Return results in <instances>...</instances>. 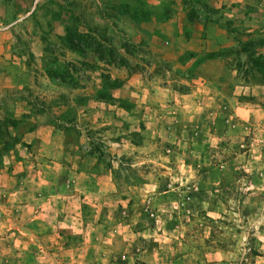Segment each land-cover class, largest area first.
<instances>
[{"label": "rangeland", "instance_id": "374dc122", "mask_svg": "<svg viewBox=\"0 0 264 264\" xmlns=\"http://www.w3.org/2000/svg\"><path fill=\"white\" fill-rule=\"evenodd\" d=\"M215 3L0 0V264H143L123 244L147 232L136 247L164 248L155 264H264V162L246 140L209 146L225 173L195 197L200 134L174 106L218 54L242 76L264 65V38ZM208 24L235 46L203 49Z\"/></svg>", "mask_w": 264, "mask_h": 264}, {"label": "crops", "instance_id": "0c3cea01", "mask_svg": "<svg viewBox=\"0 0 264 264\" xmlns=\"http://www.w3.org/2000/svg\"><path fill=\"white\" fill-rule=\"evenodd\" d=\"M201 1L214 3L219 1L220 4L225 5L223 11H228L225 15L234 17V19L232 18L234 21L232 28H242L246 32L253 33L256 37L264 38V20L254 18L264 17V0H248V4H250L248 8L252 9L248 13L245 10L246 0ZM233 2L240 3L241 6L232 8ZM237 16H241V19H235ZM177 27L180 25L177 24ZM177 27L175 21L170 20L161 28L163 31L171 29L172 32H177ZM203 32L204 40L199 42L202 44L201 47L207 51L219 52L227 47L235 46L232 35L225 29L208 24L204 27ZM260 45L263 59L264 44ZM189 50L196 52L192 46ZM215 59V68L199 73L194 78V85L191 89L174 96V106H179V119L183 122V126L189 129L198 128L200 134L201 143L199 142L196 147H193L197 149L193 154L197 155L199 159L197 161L194 159L193 162L197 164H192L197 166L195 167L196 173H199L195 185L197 193L194 194L198 198L215 191L221 185V178L225 173V170L217 167H205L208 165L207 161L211 160L213 156L216 158L219 155L216 150L213 155L209 146L213 145L215 148L217 146H219L218 148L238 147L243 146V142L246 140L249 146L245 155L248 157L250 167L253 168L254 165L264 162V149L260 153V147H258V145H263L264 148V65L255 64L252 71H247L249 74L242 76L235 70L227 71L221 54H218ZM204 136L208 139H204ZM207 177L208 179H206ZM89 190L91 189L86 184L79 192L87 195L90 193ZM197 204L200 205V202L197 201ZM68 219L76 220L75 216L67 215L64 221H69ZM132 236L130 243L124 241V250L128 252L127 256L124 255V260H132L138 255V257L146 258L143 264H155L157 258L151 259L152 253L155 252L149 251L146 247L142 250L136 247V236H150L149 232L142 235L136 233ZM114 251L115 247H109L107 254L112 255ZM68 252L70 254L72 249H69ZM163 252L164 248L155 254L162 258L165 255Z\"/></svg>", "mask_w": 264, "mask_h": 264}, {"label": "trees", "instance_id": "16d2710c", "mask_svg": "<svg viewBox=\"0 0 264 264\" xmlns=\"http://www.w3.org/2000/svg\"><path fill=\"white\" fill-rule=\"evenodd\" d=\"M72 34L70 33L69 30H66L65 32V37H66V42L67 45L69 46L68 48L70 50L76 51V52H80L81 51V47H82V41L80 40V35H78L76 38H71ZM84 42V41H83Z\"/></svg>", "mask_w": 264, "mask_h": 264}]
</instances>
